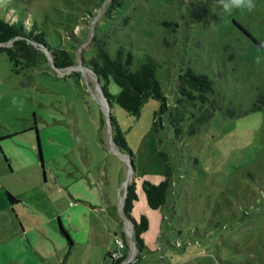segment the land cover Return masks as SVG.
Returning <instances> with one entry per match:
<instances>
[{"label":"rangeland","instance_id":"1","mask_svg":"<svg viewBox=\"0 0 264 264\" xmlns=\"http://www.w3.org/2000/svg\"><path fill=\"white\" fill-rule=\"evenodd\" d=\"M115 1L0 0V16L29 17L52 48L66 49L74 61L56 70L45 50L47 62L15 74L0 53V167L14 171L0 174V264H63L64 256L65 264H113L107 253L120 249L116 237L127 242L121 250L130 261L124 264H264V106L254 107L264 93V0H254L251 12L231 13L215 0ZM98 46L111 56L118 49L130 53L132 70L151 57L168 103L185 68L207 75V95L218 107L195 134L184 129L177 136L166 114L154 128L158 100H143L138 115L112 100L108 111L131 154L118 151L106 124L109 106L84 67ZM107 87L113 95L119 90L111 79ZM38 141L44 177L40 162L38 172L23 167ZM61 167L65 177L69 170L93 183L97 201L94 192L46 196L54 191L48 169L57 175ZM167 170L168 197L152 209L142 182L156 184ZM21 175L40 183L44 178L40 208L44 221L50 219L44 263L17 231L28 208L14 204L20 214L14 221L12 209L3 206L5 188L29 192ZM127 183L136 195L131 216L147 219L139 251L130 241L131 222L121 214Z\"/></svg>","mask_w":264,"mask_h":264},{"label":"trees","instance_id":"2","mask_svg":"<svg viewBox=\"0 0 264 264\" xmlns=\"http://www.w3.org/2000/svg\"><path fill=\"white\" fill-rule=\"evenodd\" d=\"M116 2L115 0H113ZM113 3L111 4V6ZM7 18L0 16V53L5 52L11 65V72L15 74L27 72L31 67L42 65L48 61L45 50L50 53L51 65L64 68L74 63L68 51L64 48H52L46 41L42 30L35 27L29 17H16L11 11L7 12ZM85 66L90 68L98 77L99 87L105 102L111 107L114 100L126 112L138 115L142 101L147 98L159 101L158 112L153 115L154 128L162 114H166L169 126L177 136H181L184 129L189 135L195 134L198 129L207 123L212 117L214 110L218 107L215 98H210L207 93L211 89V80L207 75L194 71L191 67L181 71L176 79L175 96L171 103H168L163 94L158 80L156 79L155 61L147 56L136 69H130L131 54L125 56L121 49L117 50L115 56H111L102 46H98L95 55L91 56ZM70 75L78 77V72H71ZM111 79L118 85V92L113 95L109 92L107 83ZM102 82V84H100ZM264 106V93L256 98L254 107ZM112 125V141L119 151L131 154L126 139L116 118L108 111ZM189 115V123L184 128L183 122ZM105 121L100 120V127ZM170 172H165V177L158 183L153 184L147 180L142 182V191L147 205L156 209L163 206L167 199ZM4 196L10 203L17 199L7 189H4ZM136 195L130 183L126 185V193L123 197L121 214L132 223V240L139 251L143 246L141 233L147 228V219L142 214L136 221L131 216L133 200ZM60 230L65 234L71 246V240L64 229ZM124 238V237H123ZM125 239V238H124ZM69 246V247H70ZM127 249V242L124 241V251ZM122 256L113 264H119L126 255ZM69 250L67 251L68 254ZM110 255V252L107 253ZM63 257L62 263L65 264Z\"/></svg>","mask_w":264,"mask_h":264},{"label":"crops","instance_id":"3","mask_svg":"<svg viewBox=\"0 0 264 264\" xmlns=\"http://www.w3.org/2000/svg\"><path fill=\"white\" fill-rule=\"evenodd\" d=\"M34 155L31 154V152L28 154V159L26 161V164L23 167L27 168H34L37 172L39 171L38 163L39 160L36 156V144H32ZM29 151V150H28ZM43 151V147H42ZM44 156V154H43ZM44 163V160L43 162ZM20 165V164H18ZM27 165V166H26ZM9 167V166H8ZM22 165H20V168ZM22 167V168H23ZM64 167H61L57 171V175L53 173L50 169L48 171L51 173V180L53 182L54 191H52L49 195L46 196H61L64 198L65 196L70 197H76V196H82L87 194L88 196H93L94 192V201H97V196L100 195V191L94 186L93 183H90L89 185L86 184L85 180H82V177L71 175L69 173L70 171H67V176L65 177V171L63 170ZM130 170V169H129ZM131 171V170H130ZM129 171V172H130ZM11 172H14L13 170H10V172L5 168V166L0 167V174H9ZM44 164H43V177H44ZM12 174V173H11ZM24 180V185H27L29 188V192L26 195H23L24 192H22V188L18 189V191L12 192L13 196L17 199L16 202H8L5 199L4 207L5 208H11L12 213L14 214V221L17 218L18 215L21 214V217H19V229H17L19 236L21 239H25L29 246L32 247V249L36 252L39 259L44 258V224L46 225V222L50 221L48 218L46 221H44V209L40 208L41 206V199L39 196L44 197V178L41 183L36 180H31L30 177H25L24 175L20 176ZM46 179V177H45ZM90 182V181H89ZM6 189V188H5ZM9 190V189H8ZM10 191V190H9ZM87 191V192H85ZM10 192V193H11ZM14 204H22L29 210V214L25 215L24 213L18 214L15 211V205ZM72 207H75L73 205ZM43 212V213H42ZM60 217V216H59ZM15 229H12L14 232ZM116 236V233L114 234V237ZM125 234L123 233L124 237ZM25 247V246H24ZM23 247V248H24ZM41 263H44L42 259H40Z\"/></svg>","mask_w":264,"mask_h":264},{"label":"clouds","instance_id":"4","mask_svg":"<svg viewBox=\"0 0 264 264\" xmlns=\"http://www.w3.org/2000/svg\"><path fill=\"white\" fill-rule=\"evenodd\" d=\"M215 2L227 13H231L234 8L246 9L248 12H251L256 7L254 0H215ZM13 103H15V101H13Z\"/></svg>","mask_w":264,"mask_h":264},{"label":"water","instance_id":"5","mask_svg":"<svg viewBox=\"0 0 264 264\" xmlns=\"http://www.w3.org/2000/svg\"><path fill=\"white\" fill-rule=\"evenodd\" d=\"M53 66V68L54 69H56V70H59L60 68H58V67H56V66H54V65H52ZM72 68V66L70 65V66H66V67H64V68ZM84 67H86L92 74H93V76H94V79H95V82H96V86L98 87V89L100 90V96L105 100V98H104V96L102 95V92H101V89H100V87H99V81H98V77H97V75L95 74V73H93V71L90 69V68H88L87 66H85L84 65ZM103 106H104V104H103ZM104 109H105V112H106V124H107V126H108V131H109V134H110V141H111V144H112V146H113V148H115V149H117L118 150V148L114 145V143H113V141H112V125H111V123H110V117H109V113H108V107L106 106H104ZM36 148H37V152H38V154H39V162H40V164H41V166L43 167V163H42V158H41V153H40V146H39V141L37 142V144H36ZM119 151V150H118ZM43 171V170H42ZM125 193H126V190H125ZM125 193H124V195H123V197L125 196ZM123 197L121 198V202H120V204L122 205V202H123ZM123 216V215H122ZM131 227H132V223H131ZM129 236H130V241H133L132 240V228H130V232H129Z\"/></svg>","mask_w":264,"mask_h":264},{"label":"built area","instance_id":"6","mask_svg":"<svg viewBox=\"0 0 264 264\" xmlns=\"http://www.w3.org/2000/svg\"><path fill=\"white\" fill-rule=\"evenodd\" d=\"M115 244L117 245L119 250H114L113 252L110 253V258L113 261H116L118 258L122 256V250L121 248H124V240L121 238L116 237L115 238ZM129 259H123L120 264H124L125 262L129 263Z\"/></svg>","mask_w":264,"mask_h":264},{"label":"bare ground","instance_id":"7","mask_svg":"<svg viewBox=\"0 0 264 264\" xmlns=\"http://www.w3.org/2000/svg\"><path fill=\"white\" fill-rule=\"evenodd\" d=\"M86 68V67H85ZM102 100H103V98H102Z\"/></svg>","mask_w":264,"mask_h":264}]
</instances>
